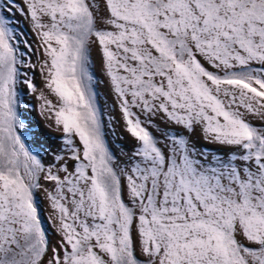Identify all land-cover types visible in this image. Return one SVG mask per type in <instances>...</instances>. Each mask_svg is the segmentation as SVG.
<instances>
[{"label": "snow or ice", "instance_id": "6c2138e0", "mask_svg": "<svg viewBox=\"0 0 264 264\" xmlns=\"http://www.w3.org/2000/svg\"><path fill=\"white\" fill-rule=\"evenodd\" d=\"M0 264H264V0H0Z\"/></svg>", "mask_w": 264, "mask_h": 264}, {"label": "rangeland", "instance_id": "374dc122", "mask_svg": "<svg viewBox=\"0 0 264 264\" xmlns=\"http://www.w3.org/2000/svg\"><path fill=\"white\" fill-rule=\"evenodd\" d=\"M19 27L24 29L25 31H27L25 24L21 23ZM28 39L32 40V39H34V37L29 35ZM93 55L96 59V64H95L96 75L100 80H104V74L101 71L100 64H99V57L95 52L93 53ZM36 82L38 84L42 83L39 75L36 76ZM100 97H101V103L105 105L106 110L111 109L112 104H113V97L110 94H108V91H107L104 84L100 85ZM29 99H30V102L32 104H34L35 108H36L35 111H32V118L34 119V121L38 122L41 126L47 125L49 123V121H47L44 117H42L39 114V103H38V101H36L34 97L29 98ZM111 115L115 117V119L112 121V126L115 128L116 135H110L109 138L113 142V146L117 150L118 153L121 151H128L129 149L132 148L133 141H131V139L127 136V133H124L122 131V125L120 123H117V121L120 120L118 109L112 111ZM44 130L46 132H48V134L52 138H55L59 135V133L56 132L54 129H49V128L45 127ZM121 137H123V138H121ZM197 143L201 144V145L204 144L203 140H200V139H197ZM57 144H58V142H57ZM206 147L215 151L218 146L206 145ZM44 209H45V215H46L47 214V203L46 202L44 204Z\"/></svg>", "mask_w": 264, "mask_h": 264}]
</instances>
